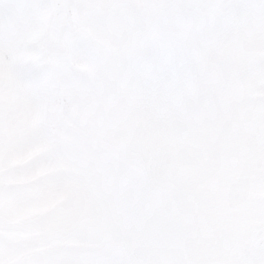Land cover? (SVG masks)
<instances>
[{
    "label": "snow or ice",
    "instance_id": "6c2138e0",
    "mask_svg": "<svg viewBox=\"0 0 264 264\" xmlns=\"http://www.w3.org/2000/svg\"><path fill=\"white\" fill-rule=\"evenodd\" d=\"M0 264H264V0H0Z\"/></svg>",
    "mask_w": 264,
    "mask_h": 264
}]
</instances>
